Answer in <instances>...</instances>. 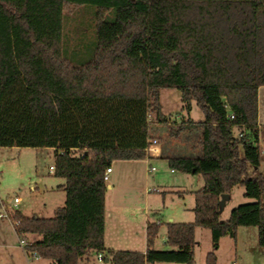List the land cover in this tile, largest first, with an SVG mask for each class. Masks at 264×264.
Segmentation results:
<instances>
[{"label":"trees","instance_id":"trees-1","mask_svg":"<svg viewBox=\"0 0 264 264\" xmlns=\"http://www.w3.org/2000/svg\"><path fill=\"white\" fill-rule=\"evenodd\" d=\"M80 5L95 10L93 36L85 53L70 55L65 10ZM262 85L264 0H0V147L54 148V175L65 180L52 216L13 213L16 234L35 236L27 250L54 264L98 254L106 264H195L197 227L217 249L222 236L255 226L264 248ZM162 88L203 114L169 130L175 138L200 130L197 156L167 158L173 171L203 176L194 218L165 223L168 248L154 247L161 223L148 221L145 251L114 250L104 239L103 173L115 160L148 156L150 111L167 121ZM239 185L254 201L221 220L223 194ZM205 261L216 264L213 250Z\"/></svg>","mask_w":264,"mask_h":264},{"label":"rangeland","instance_id":"rangeland-1","mask_svg":"<svg viewBox=\"0 0 264 264\" xmlns=\"http://www.w3.org/2000/svg\"><path fill=\"white\" fill-rule=\"evenodd\" d=\"M94 8L89 6H72L65 10V46L71 55L83 51L84 45L93 36ZM83 49V50H82ZM263 94V92H262ZM264 96V95H263ZM262 98L264 99V97ZM162 113L167 121L162 123L156 118L153 110L149 113L150 132L156 138L155 148L149 155H158L163 150H176L180 154H195L199 151L197 139L199 129L186 130L175 138L169 135V130L175 128L182 117L201 120L202 112L192 101L190 112L184 108L180 91L176 88H162L160 90ZM264 106V104L262 105ZM261 136L258 142L261 148L262 160L257 173H264V107L261 108ZM54 165V148L52 147H0V201L13 213L21 210L27 216H51L53 209L63 205L65 193L57 190L64 178L50 172ZM113 172L106 181L107 203L114 200L122 202L125 209L133 210L134 215L142 217L148 200L153 208L160 209L163 221L169 222L168 211L177 203L183 204L191 199L185 194L186 200L176 198L175 202L163 201V194L167 195L170 188L196 190L203 184V176L174 170L168 166L165 159L149 161L115 160L112 162ZM154 166L155 170H148ZM252 170V169H251ZM53 188V190L51 189ZM244 186H235L229 193V199L224 201L220 219L226 220L230 210L240 204L253 202V198L244 195ZM19 197L18 206L12 207L11 200ZM147 202V205H146ZM124 203V204H123ZM178 204V205H179ZM3 208L0 204V211ZM165 223L159 229L154 247L168 248L165 245ZM199 242L194 248L195 264H206L205 258L209 251H214L216 264H264V248L258 244L257 227L239 228L236 238L225 235L219 241L218 248L213 249L211 233L207 228L200 227L196 234ZM29 243L36 237H23ZM174 264L173 262H155V264ZM0 264H53L51 260L39 258L30 260L25 250L19 245L16 234L9 218H0ZM79 264H106L100 262L97 256L92 261H81ZM151 264V263H147ZM179 264V263H175Z\"/></svg>","mask_w":264,"mask_h":264},{"label":"crops","instance_id":"crops-1","mask_svg":"<svg viewBox=\"0 0 264 264\" xmlns=\"http://www.w3.org/2000/svg\"><path fill=\"white\" fill-rule=\"evenodd\" d=\"M262 92H263V94H262ZM263 95H264V85H262L258 88V123H259L260 128H261V124H262L261 119H260L261 108L264 107V106H262L264 104V99L262 98ZM199 153H200V150L198 152L196 151L195 154H180L178 152L176 153V150H172V151L163 150L158 155H148L147 157H145L144 159H140L139 161L165 159L167 162L168 157L197 156ZM111 167H112V172H113L112 164H111ZM171 172H174V171H171ZM64 183H65V181H64ZM64 183L59 184L56 189L61 191V192H64V190H63V184ZM51 189L53 190V188H51ZM193 191L194 190H190V189L170 188L168 190L167 195L163 194L162 198H163L164 203L166 201L168 203L169 202H175L176 198L186 200L185 194H189V196H191V199H188V201L185 202L184 205L177 203V205L175 204L172 207V209L168 211V216L170 217L169 221L189 222V221L193 220V218H194V213L192 210L193 205H194ZM228 199H229V197H228ZM64 201H65V196H64ZM146 205H147V202H146ZM224 205H225V203H223V206ZM54 209H53V211H54ZM19 211L22 214H24L21 210H19ZM144 213L145 214L142 217L138 218V215H134L133 210L130 211L129 209L123 208L122 202H119L118 200L117 201L114 200L113 202L111 201V203H107V197H106V193H105L104 239H105L106 247L114 249V250L122 249V250H134V251H142V252L145 251V249H146V225H147V222L148 221H158L161 223V225L165 222L163 221V214L160 212V209L153 208V206H151V203H149V200H148V207L145 208ZM160 228H161V226H160ZM199 228L200 227H197L195 229V239L197 238L196 234L198 233ZM239 228L237 229V234H238ZM196 241H197V239H196ZM198 244H199V242L197 241V245ZM151 264H155V262L151 263ZM160 264H162V263H160ZM179 264H183V263H179Z\"/></svg>","mask_w":264,"mask_h":264},{"label":"built area","instance_id":"built-area-1","mask_svg":"<svg viewBox=\"0 0 264 264\" xmlns=\"http://www.w3.org/2000/svg\"><path fill=\"white\" fill-rule=\"evenodd\" d=\"M231 117H233V116L231 115ZM156 143H157L156 138H152V139L149 140L148 145L145 148L146 149V152H147V155H149V152H151L152 150L157 151V149L155 148V144ZM152 153H153V151H152ZM149 170L150 171H154L155 170V167L154 166H151L149 168ZM49 171L50 172H53L54 171V166H50ZM171 171H173V169H171ZM111 172H112V167L111 166L106 167V169H105V171L103 173V179L105 181H108L109 180V177H110V173ZM19 200H20L19 197H14L11 200L12 207H15L16 208L18 206V204H19ZM0 204H1L2 208H3V210L0 211V218H5V217L6 218H9L10 221L12 222L13 227H14V224H16L17 222L12 218L11 212H9V210L2 203V201H0ZM29 244L30 243L28 241H26L23 237H19V245L25 250V253H26L27 257L30 260H37V259H39L40 257H39V255L35 251H28L27 250V246ZM97 259H98V261L103 262V258H102V255L101 254H98L97 255Z\"/></svg>","mask_w":264,"mask_h":264},{"label":"water","instance_id":"water-1","mask_svg":"<svg viewBox=\"0 0 264 264\" xmlns=\"http://www.w3.org/2000/svg\"><path fill=\"white\" fill-rule=\"evenodd\" d=\"M227 197H228L227 194H223L222 199H221L222 200L221 202L224 203V201L227 199Z\"/></svg>","mask_w":264,"mask_h":264}]
</instances>
